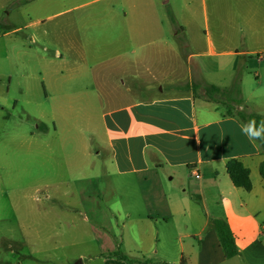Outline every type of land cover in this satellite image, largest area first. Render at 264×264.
<instances>
[{
    "label": "crops",
    "instance_id": "1",
    "mask_svg": "<svg viewBox=\"0 0 264 264\" xmlns=\"http://www.w3.org/2000/svg\"><path fill=\"white\" fill-rule=\"evenodd\" d=\"M54 3H63V14L96 4V19L61 27L91 28L105 47L106 61L91 70L89 88H67L63 73L50 76L51 88L30 87L36 107H74L91 92L90 107L100 109L81 129L99 151L74 141L72 162L90 169L74 179L75 211L90 219L95 260L128 264L110 256L119 252L135 264H181L183 258L264 264V149L242 132L237 116L264 117V0L30 1L45 10ZM62 40L66 51L81 54L80 39L67 33ZM210 86L221 91L215 100L207 96ZM41 123L39 134L50 133ZM1 126L0 120V139L9 134ZM40 155L49 161L52 150L30 148V156ZM233 159L250 171V191L232 182L227 165ZM216 219L230 225L239 249L234 258L225 255Z\"/></svg>",
    "mask_w": 264,
    "mask_h": 264
},
{
    "label": "rangeland",
    "instance_id": "2",
    "mask_svg": "<svg viewBox=\"0 0 264 264\" xmlns=\"http://www.w3.org/2000/svg\"><path fill=\"white\" fill-rule=\"evenodd\" d=\"M30 1L0 0V120L1 128L9 132L0 139V264H78L81 260L102 264L95 260L98 249L90 219L75 211L80 204L74 179L90 175V169L72 166L74 143L79 139L89 143L81 129L98 117L100 109L90 107L91 92L70 108L53 102L36 107L30 102V87L46 83L51 88L50 76L58 73L64 74L60 80L67 88L91 86V70L106 61L105 47L91 28L61 26L96 19L97 5L63 14V3L45 10L35 9ZM38 20L41 23L32 24ZM67 33L81 40L77 45L81 54L64 49L62 39ZM181 67L187 68L185 61ZM77 68L82 74L75 72ZM17 98L20 102L15 107ZM41 122L50 127L47 135L37 130ZM15 133L19 136L13 141ZM47 145L52 150L49 161L42 155L30 156V148L44 150ZM88 146L91 152L99 151L95 144Z\"/></svg>",
    "mask_w": 264,
    "mask_h": 264
},
{
    "label": "trees",
    "instance_id": "3",
    "mask_svg": "<svg viewBox=\"0 0 264 264\" xmlns=\"http://www.w3.org/2000/svg\"><path fill=\"white\" fill-rule=\"evenodd\" d=\"M242 71H238L235 79H234V86L236 89L239 87V79ZM221 92L215 86H210L207 90V96L210 100H215L214 95L216 93ZM238 94H240L238 89ZM227 115H235L232 111L227 110ZM237 116L246 124L251 120H255L257 126L260 125L261 121H264V117L254 114V113H238ZM262 148L264 149V139H257ZM228 173L231 177L232 182L236 187L243 188L246 191H250L252 189V182L250 178V171L244 166V164L237 159L231 160L227 165ZM260 174L264 180V161L260 165ZM214 225L216 230L218 231L220 241L225 251V255L228 259L234 258L239 254V249L236 244L235 236L232 233L229 223L225 219H216L214 220ZM110 256H114L127 262L128 264H135L138 263L136 261L130 260L127 256L121 255L119 252L111 254ZM151 262H148L150 264ZM181 264H189L188 261L183 258Z\"/></svg>",
    "mask_w": 264,
    "mask_h": 264
},
{
    "label": "clouds",
    "instance_id": "4",
    "mask_svg": "<svg viewBox=\"0 0 264 264\" xmlns=\"http://www.w3.org/2000/svg\"><path fill=\"white\" fill-rule=\"evenodd\" d=\"M242 132L249 140L264 139V121L257 126L255 120H251L242 126Z\"/></svg>",
    "mask_w": 264,
    "mask_h": 264
},
{
    "label": "built area",
    "instance_id": "5",
    "mask_svg": "<svg viewBox=\"0 0 264 264\" xmlns=\"http://www.w3.org/2000/svg\"><path fill=\"white\" fill-rule=\"evenodd\" d=\"M193 175H194L196 178L199 177V175H198L197 173H193Z\"/></svg>",
    "mask_w": 264,
    "mask_h": 264
}]
</instances>
